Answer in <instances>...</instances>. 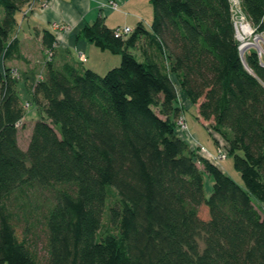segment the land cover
<instances>
[{"label":"trees","instance_id":"16d2710c","mask_svg":"<svg viewBox=\"0 0 264 264\" xmlns=\"http://www.w3.org/2000/svg\"><path fill=\"white\" fill-rule=\"evenodd\" d=\"M48 1L0 0V264H264V68L254 54L253 74L241 62L229 0H149L151 33L85 24L83 38L120 55L104 75L57 53L43 29L50 56L29 102L41 117L23 148L20 76L6 61L20 57L16 13ZM240 2L258 25L264 0ZM179 97L222 139L241 184L178 134ZM35 187L53 192L40 228Z\"/></svg>","mask_w":264,"mask_h":264},{"label":"crops","instance_id":"0c3cea01","mask_svg":"<svg viewBox=\"0 0 264 264\" xmlns=\"http://www.w3.org/2000/svg\"><path fill=\"white\" fill-rule=\"evenodd\" d=\"M109 1L110 0H49L46 6L42 8L36 7L33 11H27V13H24L25 9L17 12L16 19L18 20V22H19V19H21L22 23L26 21L27 24L29 25L28 26L29 32L25 33L22 39H19L20 57L18 59L22 61L28 60L29 64H31V66L34 67V68L32 67L33 69L29 68V69L24 70L23 72H21V75L25 74L27 75L26 77L30 78L29 76L30 75L32 76V74L34 73L35 75L34 78H36V73L38 72V70L41 69V72H43V63L46 58L42 59V57H44L43 56L44 51L46 50L43 47L42 42H41L42 30L48 29V30L53 31L51 28V25L55 23L70 26L69 31L55 32L56 38L58 41L57 42V46H58L57 53L62 52V51L68 52V58L70 60L79 62L78 57H77V52L82 51L85 55V61H83L82 63L88 64V68L98 73L99 71H97L95 67H92V65L90 66V64L87 62L89 58H91V56H97L105 52L101 49L96 50L99 48H96V46H94L91 42L83 38L81 35V28L85 24H91L99 17L104 19L105 24L109 28L111 29L117 28L119 25L115 26L109 22V14H111V11H113L107 5ZM116 1H118L121 4L120 9H122L123 14L126 16V18H124V21H123L125 23L124 27H129L133 31L135 27L137 26V24L139 22H142L146 30L149 33L152 32L151 22H152L153 14L150 12L152 10V5L150 1L148 3L145 0H116ZM144 9H147L150 12V14H152V15H149V17H147L150 20V24L148 26H146V23H145L146 18L144 17ZM130 19L132 23L128 24V21H130ZM71 49L75 52L74 57L72 56ZM144 49H145L144 40L140 39L137 43V46L133 50V53L138 58L142 59ZM97 51H100V52H97ZM114 55H115V58L113 56H112L113 58H109V60H111L110 64H114L119 61L118 57L120 56H117L118 54H114ZM13 59H17V58H12L6 61V65L8 67L12 66V64L10 63V60H13ZM107 68H110V67H107ZM177 89L179 90V87H177ZM184 102H187L189 104V107L186 105L184 106L183 108L184 111L195 108L194 117L198 121H201L203 124L204 123L203 120L197 117L196 105H193L189 100L182 97V104ZM30 127H28L29 133H30ZM189 135H190V138L189 140H186V141L188 142L191 148L195 143L199 144L200 146H203L199 143L200 139L197 133L189 132ZM204 148L206 149V147ZM206 150L209 152L211 156H212V153H214V151H210L209 149H206ZM210 155H206L207 158L214 161L210 157ZM215 163L226 173V167L224 165H222L219 162H215ZM205 184H206L205 187L207 188V192H209L212 186V180L209 176H205Z\"/></svg>","mask_w":264,"mask_h":264},{"label":"rangeland","instance_id":"374dc122","mask_svg":"<svg viewBox=\"0 0 264 264\" xmlns=\"http://www.w3.org/2000/svg\"><path fill=\"white\" fill-rule=\"evenodd\" d=\"M116 1V0H115ZM147 3L149 2V0H145ZM118 2V1H117ZM141 2V1H140ZM144 2V1H143ZM48 3V2H47ZM46 3V4H47ZM46 4L39 5V8H42L44 6H46ZM143 4V3H142ZM109 6V8L113 11H111V14H109V22L113 25H119V28H123L124 27V18H126V16L123 14L122 9L116 11V9H112L109 5V2L107 4ZM118 5L121 6V4L118 2ZM27 9V8H26ZM25 9V10H26ZM151 10V9H150ZM122 11V12H121ZM152 13V10L150 11ZM150 12L147 9H144V17L146 18V26H148L150 24V20L149 15ZM132 23L131 19L130 21H128V24ZM29 25L27 24L26 21H24L22 23V20L19 19V26H18V32L17 35L19 37V39H22L24 37L25 33L29 32ZM126 37V35H125ZM95 48V47H93ZM97 48V47H96ZM96 50H100V49H96ZM100 52V51H97ZM105 55L100 54L97 56H91V58H89L88 62L90 64V66L92 65V67H95V69H97L98 74L99 75H104L106 73V71L112 67H116L119 65L120 63V57L119 61L117 63L114 64H110L111 60H109V58H115V55L112 53H109V51H104ZM71 53L72 56H75V52L71 49ZM28 55V54H27ZM44 57H42V59L47 58L49 56L47 51H44ZM107 56V57H105ZM113 56V57H112ZM120 56V55H117ZM10 63L12 64L11 67H9L12 72H14L15 75L20 76V79L17 82V90H18V95L20 97V100L22 102V104L24 105L26 102H33V98H32V90H33V86L36 82V79H40L42 77V72L41 69L38 70V72L36 73V78L34 73L32 74V76L30 75L28 77H26L27 75H21V72H23L26 69H33L34 67L31 66V64H29L28 60L22 61L20 59H13L10 60ZM81 67L83 68H88V64L85 63H81L79 64ZM110 65V66H108ZM33 67V68H32ZM36 67V66H35ZM106 67V68H105ZM110 67V68H107ZM37 70V68H36ZM185 103V104H184ZM182 104V98L179 97V104L181 106V111L179 116H182L184 125L187 126V134L189 135V132L192 133H197L199 139H200V144L203 145L204 147H206V149H209L210 151H214V153H212V155H214L216 153V149L218 148V146H215V138H217L219 141H222V139L216 135L215 132H213L211 129H209L207 127V125L209 124L208 122L203 120V124L201 121H198L195 117V108H192L191 110H185L184 111V106H188L189 104L187 102H184ZM41 115L39 114V112H37L33 106H30L28 108H25V115L23 118V121L25 122V126L30 127L33 123V121L37 118H40ZM202 120V119H201ZM28 127L22 129L19 132V144L21 147H25L26 143H27V139H28V134H29V130ZM190 138V135H189ZM189 138L187 140H189ZM194 145L200 146L199 144L195 143ZM216 147V148H215ZM193 148V147H192ZM208 155L209 152H208ZM211 157V155H210ZM212 158V157H211ZM215 162H219L222 165H224L226 167V173L228 175H230L231 177H233L236 181L239 182V184L242 183L241 178L239 176V174L237 173V171L234 169L233 167V157L232 156H226L224 159L222 160H215L214 158H212ZM207 191V188H206ZM27 194H29V198L27 199V201L30 203L28 209L29 210H34L35 211V220L37 227H42L43 226V215L47 209V207L50 205L51 201H52V197H53V192L47 189H40L38 187L35 188H30L27 190ZM115 198V192L114 190H110L109 192V200L108 202L112 201ZM261 208V207H260ZM200 215L203 218L207 217V210L205 207L201 208L200 211ZM109 224H108V219H107V215H104L103 218V223H102V228L101 230H105L106 227L108 228ZM21 224L18 225L17 227V234H18V238L21 239L22 235H21ZM38 234V235H37ZM35 237H33L34 239V250L37 251V253L40 256L44 255V237L43 235L39 232V231H35ZM32 238V237H31Z\"/></svg>","mask_w":264,"mask_h":264},{"label":"built area","instance_id":"2783aa9c","mask_svg":"<svg viewBox=\"0 0 264 264\" xmlns=\"http://www.w3.org/2000/svg\"><path fill=\"white\" fill-rule=\"evenodd\" d=\"M229 2L231 4L232 22L234 27L235 38L238 44L239 58L245 68L253 74V70L247 64L248 55L254 54L258 64L262 68H264V14L260 23L258 25H255L246 17L242 9L240 0H229ZM109 5L112 9H120L118 2L115 0H110ZM51 28L54 32H66L70 30V26L56 23L52 24ZM131 31L132 30L129 27H117L114 29V34L119 37H124L125 35H128ZM48 54L50 56L49 52ZM77 57L80 62L85 61V55L82 51L77 52ZM24 106L25 108H28L30 106L29 102H26ZM183 119L184 118L182 116H178V119L176 121L177 131L182 138L187 140L189 138V135L187 134V126L182 123ZM192 147L193 149L198 150L201 154L208 155V151L203 146L193 145ZM226 156L227 153L224 148L218 146V148L216 149V153L211 157L215 160H222Z\"/></svg>","mask_w":264,"mask_h":264}]
</instances>
